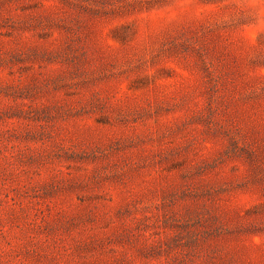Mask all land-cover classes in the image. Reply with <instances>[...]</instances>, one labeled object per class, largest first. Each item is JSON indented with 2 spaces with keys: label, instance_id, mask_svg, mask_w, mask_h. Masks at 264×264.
Returning <instances> with one entry per match:
<instances>
[{
  "label": "rangeland",
  "instance_id": "374dc122",
  "mask_svg": "<svg viewBox=\"0 0 264 264\" xmlns=\"http://www.w3.org/2000/svg\"><path fill=\"white\" fill-rule=\"evenodd\" d=\"M0 264H264V0H0Z\"/></svg>",
  "mask_w": 264,
  "mask_h": 264
}]
</instances>
